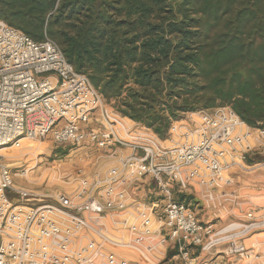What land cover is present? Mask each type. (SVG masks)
I'll return each mask as SVG.
<instances>
[{
  "label": "built area",
  "instance_id": "2783aa9c",
  "mask_svg": "<svg viewBox=\"0 0 264 264\" xmlns=\"http://www.w3.org/2000/svg\"><path fill=\"white\" fill-rule=\"evenodd\" d=\"M105 102L55 40L45 34L36 41L0 19V152L25 140L109 150V158L113 147L129 151L103 177L41 204L31 191L14 189L13 172L0 159V264H134L118 252L166 241L180 244L184 264H217L197 262L190 248L248 259L244 239L264 219L203 223L175 192L196 184L213 200L227 171L247 169L252 127L231 107L198 110L175 120L163 140ZM252 129L264 141V128ZM147 177L161 202L132 204L125 187ZM110 221L126 235L112 236Z\"/></svg>",
  "mask_w": 264,
  "mask_h": 264
},
{
  "label": "trees",
  "instance_id": "16d2710c",
  "mask_svg": "<svg viewBox=\"0 0 264 264\" xmlns=\"http://www.w3.org/2000/svg\"><path fill=\"white\" fill-rule=\"evenodd\" d=\"M0 19L58 41L160 138L182 114L219 107L264 128V0H0Z\"/></svg>",
  "mask_w": 264,
  "mask_h": 264
},
{
  "label": "crops",
  "instance_id": "0c3cea01",
  "mask_svg": "<svg viewBox=\"0 0 264 264\" xmlns=\"http://www.w3.org/2000/svg\"><path fill=\"white\" fill-rule=\"evenodd\" d=\"M250 140L254 143L258 141V130L250 129ZM259 145V144H258ZM88 149V148H87ZM92 150V149H90ZM129 151L113 147L111 154L115 155L114 164L117 165L120 157L127 154ZM258 152L264 155V148H252L248 154L246 163L247 169L244 171L229 170L220 180L218 185L211 191L214 199L211 204H206L208 200L203 199L206 190L194 184L189 190L184 193L175 192L186 198L199 195L202 200L195 198L197 207L203 212L200 216L195 208L197 218L203 223H212L216 226L226 225L232 222L248 224L264 219V163L259 164L253 161L252 153ZM109 158V157H106ZM104 159L100 155L92 159V164L101 165ZM98 168V177H103ZM151 184H154L152 189ZM125 189L131 195L132 204L151 205L154 202H161V195L158 193L154 181L147 177L139 183L128 184ZM155 195V196H152ZM153 197H155L153 199ZM179 199V197H178ZM188 204V203H187ZM119 236H125L124 232H117ZM160 240L159 238H156ZM244 243L249 250L250 257L248 259H240L237 256L224 254L220 251L207 253L201 251L200 248H190L192 256L197 262L214 260L217 264H264V226L254 229L248 234ZM143 247V251H134V254L118 252L120 256L125 257L134 264H184L182 254L180 252V244L177 242L166 241L163 244L149 245ZM133 255V256H131Z\"/></svg>",
  "mask_w": 264,
  "mask_h": 264
},
{
  "label": "rangeland",
  "instance_id": "374dc122",
  "mask_svg": "<svg viewBox=\"0 0 264 264\" xmlns=\"http://www.w3.org/2000/svg\"><path fill=\"white\" fill-rule=\"evenodd\" d=\"M105 104L109 109L117 111L114 100L111 102L106 100ZM184 116L185 114H182L179 119L184 118ZM162 139L167 140L168 136L166 135ZM250 144L253 148H264V141L262 140L255 143L251 141ZM109 154V150L79 149L71 145H57L48 140H25L23 141L22 148L2 150L0 152V159L9 165L13 172L14 189L31 191L36 196L35 203L41 204L54 203L59 195H70L76 192L81 188L84 181L97 179L99 167H101L100 172L102 175H105L111 167L115 166L113 158H106ZM100 155L104 156L101 165L92 164V159L95 160ZM251 157L256 163H264V155L258 152H253ZM151 187L153 189L154 184H151ZM14 194L11 193V196ZM176 196V199L179 197L178 200L188 203L194 212H196L195 208H197L199 216L203 213L200 211L201 208L196 206L194 200L195 198L202 200L199 195L193 194V196H190L192 198L187 199H184L180 194ZM154 198L152 201L155 200ZM211 203L209 201L206 204ZM109 227L112 236L120 237L112 228L111 221L109 222ZM121 252L136 255L134 251L122 250Z\"/></svg>",
  "mask_w": 264,
  "mask_h": 264
}]
</instances>
